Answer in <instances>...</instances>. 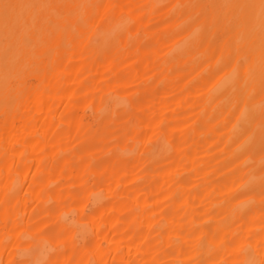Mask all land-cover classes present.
<instances>
[{
	"label": "bare ground",
	"instance_id": "6f19581e",
	"mask_svg": "<svg viewBox=\"0 0 264 264\" xmlns=\"http://www.w3.org/2000/svg\"><path fill=\"white\" fill-rule=\"evenodd\" d=\"M0 264H264V0H0Z\"/></svg>",
	"mask_w": 264,
	"mask_h": 264
}]
</instances>
